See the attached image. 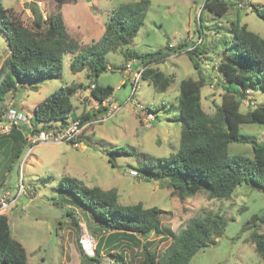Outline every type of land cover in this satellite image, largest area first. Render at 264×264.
<instances>
[{
  "label": "rangeland",
  "instance_id": "rangeland-1",
  "mask_svg": "<svg viewBox=\"0 0 264 264\" xmlns=\"http://www.w3.org/2000/svg\"><path fill=\"white\" fill-rule=\"evenodd\" d=\"M137 1L140 0H77L60 4L57 0H3V4L13 17L31 29L35 28L31 3L39 6L45 18L61 11L70 36L86 47L101 38L114 9ZM150 1L143 26L124 50L140 56L167 55L152 66L174 77L168 91L158 92L152 83L142 79L140 89L130 99L134 72L120 67L127 66L133 59H125L119 51L107 55L109 69L96 82L114 89L112 97L104 103L91 97L92 83L86 71H71L72 54L65 56L60 78L25 82L18 92L4 98L3 105L14 101V107L28 117L21 126L26 137L35 125L36 105L61 87L82 84L77 85L72 98L75 117L107 109L97 112L85 123L80 147L65 142H48L35 145L29 152L32 144L25 138L26 144L20 145L19 157L15 155L14 141L7 142L0 151V196L5 190L15 195L22 178L26 186L16 204L1 210L0 214L7 215L12 237L25 247L29 264H83L80 247L87 255H95L97 237L103 232L98 230L92 234L91 227L95 228L97 222L89 212L77 207L72 195L61 191L59 184L64 176L77 178L90 187L116 189L123 205L159 207L166 212L161 217L163 230L169 228L179 233L193 217L207 214L223 216L226 221L223 236L216 244L199 250L189 264H264L251 241L252 233H264L263 190L244 184L227 199H211L203 191L181 199L166 184L130 173L133 166L141 164L144 155L164 157L179 148L181 127L170 121V117L174 116L173 111L177 108L181 82L198 79V70L186 50L201 39L202 54L198 56V62L200 70L208 77V85L201 89L202 106L207 113L213 114L222 104L225 94L216 80L222 76L219 53L227 41L233 40L231 22L239 20L249 30L264 37V18L255 12V6L264 10V0H244L240 7L238 0H229L236 5L223 17L207 9L202 13L205 0ZM9 56L6 38L0 32V71ZM141 66L143 64L137 61L133 69L136 71ZM248 96L250 100L242 104L244 112L255 109L264 101L261 91L250 92ZM163 104L167 106L156 114L147 109V106L155 109ZM68 122L71 124L73 118L69 117ZM36 124L37 128L42 127V124ZM53 124L61 125L60 122ZM240 131L243 141L256 138L259 143L264 142V124L243 125ZM16 146L19 149L17 143ZM115 148L125 151L114 157L113 166L108 153ZM229 153L250 158L254 155L252 146L245 142L230 144ZM68 211L72 215H68ZM254 217L257 218L255 224L248 225ZM148 240L154 241L152 250L160 255L170 245L169 240L160 241L157 235L149 236ZM123 248L129 263H140L141 248L126 241ZM117 252L105 248L99 264H113V256Z\"/></svg>",
  "mask_w": 264,
  "mask_h": 264
},
{
  "label": "trees",
  "instance_id": "trees-1",
  "mask_svg": "<svg viewBox=\"0 0 264 264\" xmlns=\"http://www.w3.org/2000/svg\"><path fill=\"white\" fill-rule=\"evenodd\" d=\"M57 1L65 4L77 0ZM150 5V0L120 5L109 16L101 38L83 47L70 36L61 11L45 18L39 6L31 3L35 26L31 29L13 17L0 0V32L4 34L10 51L0 71V120L6 111L3 103L8 94L18 92L22 84L28 81L60 78L67 54L73 55L71 71H86L91 83L95 82L90 95L100 103L114 94L111 86L96 83L100 75L109 69L107 55L112 52L120 51L127 60L140 58V64L146 67L143 79L152 83L158 92L168 91L174 77L152 66L167 55L140 56L124 50L139 33ZM235 5L229 0H205L202 13L207 9L223 17ZM255 12L264 18V10L255 6ZM230 30L233 40L227 41L219 53L222 76L216 80L217 86L225 91L222 104L216 107L213 114L207 113L202 106L201 89L208 85V77L200 70L198 56L202 51L200 43H195L186 51L198 70V79L181 82L177 108L173 111L174 116L170 117V121L181 127L178 150L164 157L144 155L141 164L132 167L140 177L166 184L181 199L193 197L201 191L211 199H227L244 184L264 191V142L259 143L256 138L243 141L240 131L243 125L264 124V101L253 110L242 111L243 102L250 100V92L264 93V37L249 30L239 20L231 22ZM120 69H126V65ZM77 85L82 84L61 87L36 105L34 133L39 132L36 123L42 124L43 129L52 128L55 122L66 127L69 117H72L73 121L80 120L83 126L97 112L107 110L89 111L75 117L72 98L77 92ZM166 106L163 104L155 109L147 106V109L156 114ZM0 137V151L7 142L14 141L19 145L16 150V157H19L20 145L26 144L21 130L14 129L10 135ZM239 142L252 146V158L229 153V145ZM124 151L123 148L109 151V161L113 166L114 157ZM59 185L61 191L75 198L77 207L89 212L97 222L95 228L91 227V233L95 235L98 230L103 232L97 237L94 256H88L80 247L83 264H99L105 248L118 251L113 256V264H131L123 248L125 241L141 248L139 264H189L199 250L216 244L226 229L223 216L207 214L191 218L179 233L169 228L163 230L161 217L166 212L157 206L123 205L116 189L90 187L69 176H64ZM68 215H72L71 211H68ZM151 235L160 236V241H170L169 247L161 255L152 250L155 243L148 240ZM251 241L256 253L264 260V233H252ZM0 264H29L25 247L12 237L6 214H0Z\"/></svg>",
  "mask_w": 264,
  "mask_h": 264
},
{
  "label": "built area",
  "instance_id": "built-area-1",
  "mask_svg": "<svg viewBox=\"0 0 264 264\" xmlns=\"http://www.w3.org/2000/svg\"><path fill=\"white\" fill-rule=\"evenodd\" d=\"M244 0H238V6L244 5ZM201 42V39L198 43ZM138 61L141 62L140 58L133 59L127 66L126 69H129V72H134L131 85L132 92L131 97L134 96L135 92H137L141 87V80L143 79V72L146 67L141 66L138 70L133 69V65ZM130 74V73H129ZM95 87L94 84H91V89ZM6 104V103H5ZM15 102L10 101L8 105H6V111L4 117L0 120V136H8L10 135L14 129L21 130L22 123L25 124L27 122L28 117L23 115L22 112L18 111L17 108L14 107ZM111 114H109L110 116ZM31 128V125L29 126ZM84 125H81L80 120L73 121L71 124L69 123L66 127H62V125L56 126L53 125L52 128L43 129V126L39 128L38 133L33 132V128L31 129V133L26 139L32 144L29 152H31L32 148L35 145L41 143H70L74 147H80L82 145V129ZM27 157L25 158L26 161ZM22 163V168L24 166V162ZM131 175L137 176L138 172L136 169H131ZM26 186L24 184L23 178L21 179L18 190L15 195H13L9 190H5L3 195L0 196V211L5 210L16 204L19 197L24 194ZM83 245V244H82ZM84 248V247H83ZM95 251V250H94ZM89 256V255H88Z\"/></svg>",
  "mask_w": 264,
  "mask_h": 264
},
{
  "label": "water",
  "instance_id": "water-1",
  "mask_svg": "<svg viewBox=\"0 0 264 264\" xmlns=\"http://www.w3.org/2000/svg\"><path fill=\"white\" fill-rule=\"evenodd\" d=\"M256 217H254L249 223H248V225H254L255 224V222H256Z\"/></svg>",
  "mask_w": 264,
  "mask_h": 264
},
{
  "label": "crops",
  "instance_id": "crops-1",
  "mask_svg": "<svg viewBox=\"0 0 264 264\" xmlns=\"http://www.w3.org/2000/svg\"><path fill=\"white\" fill-rule=\"evenodd\" d=\"M27 127H28V126H27ZM22 132H23V131H22ZM22 134L24 135V138H26L25 134H24V133H22ZM14 149H15V150H14V151H15V155H17V154H16V150H17V146H16V144L14 145ZM12 155H14V153H13Z\"/></svg>",
  "mask_w": 264,
  "mask_h": 264
}]
</instances>
